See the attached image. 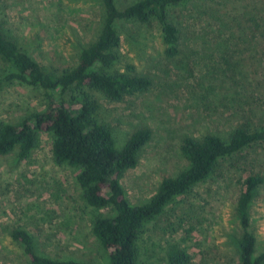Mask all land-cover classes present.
<instances>
[{
	"label": "rangeland",
	"instance_id": "374dc122",
	"mask_svg": "<svg viewBox=\"0 0 264 264\" xmlns=\"http://www.w3.org/2000/svg\"><path fill=\"white\" fill-rule=\"evenodd\" d=\"M133 1L117 0V5ZM254 2L187 0L171 7L170 19L179 29L174 56L166 53L157 20L117 21L121 40L112 70L126 72L130 64L151 80L147 90L120 101L94 92L117 148L136 128L151 129L137 166L121 178L132 203L146 201L163 178L188 166L180 149L184 136L215 133L228 140L243 120L264 125V43L257 45L256 58L262 60L258 63L241 44L236 47L228 39L237 29V15ZM263 3L257 1L258 6ZM101 16L100 0H0V23L55 74L76 64L80 46L98 35ZM43 108L38 89L15 82L0 90V122H16ZM77 172L53 162L46 132H41L40 145L29 159H20L16 149L0 155V264L26 263L8 235L17 226L34 235L44 254L107 263L91 232L94 211L81 199ZM253 172L264 173V142L220 160L205 180L150 222L139 242V264H169L173 246L187 251L188 264H237L235 206L244 179ZM250 213L257 255L264 251V184Z\"/></svg>",
	"mask_w": 264,
	"mask_h": 264
},
{
	"label": "trees",
	"instance_id": "16d2710c",
	"mask_svg": "<svg viewBox=\"0 0 264 264\" xmlns=\"http://www.w3.org/2000/svg\"><path fill=\"white\" fill-rule=\"evenodd\" d=\"M186 1L135 0L119 7L117 0H100L102 16L98 35L80 46L75 65L61 69L58 74L47 71L11 29L0 23V90L20 83L40 90L44 102L43 109L32 110L16 122H0V155L16 149L20 159H29L40 145L41 132L50 135L53 162L78 169L76 182L80 196L94 211L91 232L105 251L106 264H139V242L150 222L205 180L220 160L264 142V125L252 126L247 120L235 126L228 140L215 133L199 138L186 135L180 149L188 166L176 176L163 178L146 201L129 200L121 178L137 166L141 149L151 139V129L136 128L123 146L117 148L111 129L101 119L102 106L94 92L107 100L120 101L126 95L147 90L151 80L136 73L132 65H127L126 72L112 70L121 40L116 23L135 20L145 24L157 20L166 53L174 56L178 53L179 29L170 19L169 10ZM257 1L237 15V29L228 39L236 47L241 44L242 51L262 63L256 54H259L257 45L264 43V6H258ZM262 184L263 172L250 173L236 201L237 264H264V251L255 254L257 241L250 218L253 200ZM101 209L107 211L103 213ZM8 235L21 248L25 264H102L44 254L39 251L34 235L20 226L12 228ZM190 258L178 246L168 253L169 264H188Z\"/></svg>",
	"mask_w": 264,
	"mask_h": 264
}]
</instances>
